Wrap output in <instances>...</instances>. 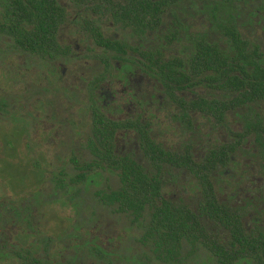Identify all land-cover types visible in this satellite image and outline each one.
<instances>
[{
    "label": "trees",
    "instance_id": "1",
    "mask_svg": "<svg viewBox=\"0 0 264 264\" xmlns=\"http://www.w3.org/2000/svg\"><path fill=\"white\" fill-rule=\"evenodd\" d=\"M84 52L99 66L86 102L60 88L87 117L86 155L55 172L34 158L51 190L18 196L40 246L6 264H264V0H0L14 84H59L60 60ZM53 203L71 217L42 235L32 212ZM104 216L121 226L102 240Z\"/></svg>",
    "mask_w": 264,
    "mask_h": 264
},
{
    "label": "rangeland",
    "instance_id": "2",
    "mask_svg": "<svg viewBox=\"0 0 264 264\" xmlns=\"http://www.w3.org/2000/svg\"><path fill=\"white\" fill-rule=\"evenodd\" d=\"M66 34H68L72 42L71 45L75 44L72 32L69 33L67 31ZM92 57L93 55L90 52H84V59L82 61L73 59L67 61L60 60L59 70H57V82L62 85L48 84L44 78L40 83L26 80L23 84H14L10 81L11 75L14 76L12 69L21 66L19 64L21 60L16 56H9L4 59L0 58V100H3L0 103V113H2L0 114V153L4 155L0 159V195L1 198L5 197L11 202L14 208H16V205H21L17 201L20 197L17 196L25 194L27 196L33 185L37 183V188L40 189L42 186L46 193L51 190V185L48 182L49 173H44L46 177L45 183L36 180V172L38 170H34V172L32 169L34 158L38 160L39 166H41L43 171L51 170L55 172L56 169L63 165L60 158L66 159L71 155H76L75 157L80 160L86 155L83 145L86 143L87 135L89 134L87 117L84 113H79L78 109L80 107L78 108L77 105L67 108L68 104L73 102V100L68 98L67 94L60 87L65 86V90L71 91L75 95L73 99L79 102L78 105H83L86 102L85 94L88 90V86L84 80L97 73L99 67L94 66L91 61ZM7 78H9V82H7ZM15 85L17 89L13 88L16 87ZM19 89L27 90L22 96L23 99H21L20 94V100L17 98L19 97L18 93H20ZM34 98H38L40 101L41 107L39 109L34 108L36 105ZM13 103H15L14 111L17 115L24 111V115L28 117V120L25 117L26 120L23 121L27 126L23 123L21 124L22 121L20 119L12 122L9 120L10 117L8 118L5 115L4 112L9 113L12 111V106L10 105ZM59 103L61 107L58 108L59 113L55 116L54 106L57 107ZM20 104L24 105V109L21 108ZM27 111L29 115L26 113ZM36 111H38V116L44 115L47 119L54 114V121H57L55 123L52 121L47 123L43 122L44 119L41 118L32 123L30 117L36 116ZM60 119L63 120L61 123L59 122ZM34 175L35 177H33ZM108 185L113 188L116 185L115 180L111 178L108 181ZM91 191V188L88 189L86 198ZM67 211L68 209L65 210L58 203L50 204L48 207L45 205L44 208H41L37 212L38 214L33 211L36 217L38 216L43 220L44 224L41 227V234H53L61 224H66L68 222L67 216L71 217L70 212ZM6 212L8 214L12 213L10 209H7ZM59 220L62 222H58ZM100 220L102 224H99L98 229L90 230V234L95 233L102 240L105 239V236L106 239L113 237L115 235L113 229L121 226V222L117 221L116 218L104 216ZM33 221L36 222V218ZM14 231L15 229L5 225L0 230V239L1 237H9L10 243L18 246L19 244L17 245L14 242L19 240L15 234L13 235ZM25 231L28 232V235L23 236L25 238L23 244L31 243L37 249L40 245L29 234L30 228H26ZM18 242L20 243V240ZM6 255L7 253L5 252L0 253V264L5 263L1 260H4ZM82 262H84L83 264H87L86 261Z\"/></svg>",
    "mask_w": 264,
    "mask_h": 264
},
{
    "label": "flooded vegetation",
    "instance_id": "3",
    "mask_svg": "<svg viewBox=\"0 0 264 264\" xmlns=\"http://www.w3.org/2000/svg\"><path fill=\"white\" fill-rule=\"evenodd\" d=\"M22 94H21V99L22 98ZM35 101H37L35 108L39 109L41 107L40 101L38 100V98H34ZM39 102V103H38ZM21 108L24 109V105L20 104ZM23 111V110H22ZM2 114V113H0ZM36 116H38V111H36ZM18 116L21 118L20 120L22 121L21 124L23 123V121L28 120V117H26L24 115V111L21 112L20 114H18ZM26 117V118H25ZM31 121V120H29ZM13 122V121H12ZM27 122V121H26ZM24 124V123H23ZM26 125V124H24ZM1 158L4 157V155L2 153H0ZM19 197V196H17ZM22 197L18 198V202L21 203L20 206L16 205V208H14L13 204L11 202H9L5 197H2V199H0V230L4 228L5 225L15 229L13 235L15 234L17 236V238L20 240V243L18 241H14L18 246H23V242L25 240V238L23 237V233L22 230L25 226V223L23 221V212H22V206H23V202L20 200ZM7 209H10V211L12 212L11 214H8L6 212ZM33 213V212H32ZM28 235V234H27ZM26 236V235H24ZM10 238L9 237H4L0 239V253H8V248H10L13 244L10 243ZM33 245V244H32ZM18 246L13 245V249L18 248ZM5 260V261H4ZM4 260L2 259V262L6 263L7 260V255L4 258ZM4 263V264H5Z\"/></svg>",
    "mask_w": 264,
    "mask_h": 264
}]
</instances>
